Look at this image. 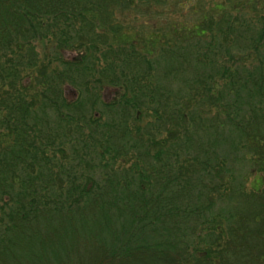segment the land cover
I'll return each instance as SVG.
<instances>
[{
  "label": "trees",
  "instance_id": "1",
  "mask_svg": "<svg viewBox=\"0 0 264 264\" xmlns=\"http://www.w3.org/2000/svg\"><path fill=\"white\" fill-rule=\"evenodd\" d=\"M178 1L0 0V264H264V0Z\"/></svg>",
  "mask_w": 264,
  "mask_h": 264
},
{
  "label": "rangeland",
  "instance_id": "2",
  "mask_svg": "<svg viewBox=\"0 0 264 264\" xmlns=\"http://www.w3.org/2000/svg\"><path fill=\"white\" fill-rule=\"evenodd\" d=\"M197 2L200 4V11L197 10ZM219 4H222V0H191L189 2L186 0H179L178 2L167 5L165 8L153 9L152 11H145L142 7L141 10L126 15L127 32L133 39L139 42V45L143 46L142 41L146 40L145 38L148 34L155 35L156 32L168 30L170 26L180 29L189 28L191 30L194 25H200L202 12L217 7ZM194 9L195 11L197 10V13L193 12ZM212 15L215 18L218 16L216 13H212ZM206 24L209 25L208 22ZM153 37L156 38L155 36ZM63 55L66 58H70L75 54L72 52H64ZM67 88L68 87L65 89ZM242 172L243 174L248 172L246 166L242 168ZM246 177V185L249 188L250 185L254 184V181L250 174L246 175Z\"/></svg>",
  "mask_w": 264,
  "mask_h": 264
}]
</instances>
